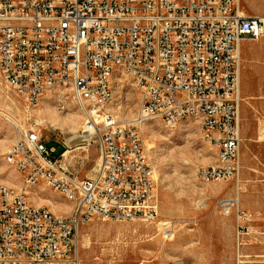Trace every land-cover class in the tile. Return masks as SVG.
Listing matches in <instances>:
<instances>
[{"label": "built area", "instance_id": "built-area-1", "mask_svg": "<svg viewBox=\"0 0 264 264\" xmlns=\"http://www.w3.org/2000/svg\"><path fill=\"white\" fill-rule=\"evenodd\" d=\"M262 37L264 17L244 14L239 0H0V78L28 107L56 91L73 93L99 149L92 174L80 178L67 157L75 136L53 140L63 149L55 155L38 132L14 123L4 157L24 186L0 185V264H80L81 223L157 218L156 168L141 135L145 114H156L168 129L193 117L217 149V164L196 174L204 182L234 179L235 62L242 41ZM122 76L143 88L141 117L125 123L107 99L108 83L117 86ZM41 183L63 198L74 195L68 207L75 215L32 204L30 192ZM220 206L229 212V203Z\"/></svg>", "mask_w": 264, "mask_h": 264}, {"label": "rangeland", "instance_id": "rangeland-1", "mask_svg": "<svg viewBox=\"0 0 264 264\" xmlns=\"http://www.w3.org/2000/svg\"><path fill=\"white\" fill-rule=\"evenodd\" d=\"M239 4L244 14L264 17V0ZM240 48L238 175L222 181L199 178L197 168L217 164V149L202 136L195 119L171 129L160 120L144 122L143 143L156 168L157 218L144 222L93 217L81 223L80 264H264V37L244 40ZM116 82L111 111L125 123L136 116L139 92L124 76ZM85 119L68 90L28 107L0 78V185L13 190L22 185L13 161L4 157L14 140V123L38 132L48 146L56 147L55 155L63 149L53 140L75 136L68 160L80 178L90 176L99 149L95 138L80 137L86 134ZM29 198L55 213L69 212L70 202L45 184L35 185ZM224 202L229 203L228 213L220 206Z\"/></svg>", "mask_w": 264, "mask_h": 264}, {"label": "bare ground", "instance_id": "bare-ground-1", "mask_svg": "<svg viewBox=\"0 0 264 264\" xmlns=\"http://www.w3.org/2000/svg\"><path fill=\"white\" fill-rule=\"evenodd\" d=\"M239 64H240V61H236L235 62V70H238V67H239ZM114 86L115 84L114 83H108V86H107V99L108 101H111L112 103V100H113V96H114ZM134 86L136 88V90H138L139 92V98H138V104H140V98H142L143 96V88L141 87H136V84L134 83ZM44 97V96H43ZM65 97V96H64ZM69 97V96H68ZM72 99H73V93H72ZM68 100V99H66ZM61 101H63L61 99ZM78 108L81 110V112L83 111V106L82 104H77L75 103ZM117 105V104H115ZM135 117H141V110H139V107H138V111L136 113V116ZM188 118H193V117H190V116H183L181 118H179L178 122H177V125L185 120V119H188ZM153 120H160V119H157V115L156 114H145L144 115V122H147V121H153ZM161 121V120H160ZM197 121V120H196ZM71 122L73 123V119H71ZM162 122V121H161ZM198 122V121H197ZM163 124H165L167 126V122H162ZM175 125V126H177ZM199 125V124H198ZM174 126V127H175ZM84 128H88V129H83V132H85L86 134L85 135H82V137L84 136V138H87V140H89L90 136H92V128H89V126L85 125ZM210 142H213L212 139H209L207 138ZM85 148V147H83ZM67 154V153H66ZM13 161V160H12ZM22 180V185L21 186H24V179H21ZM35 186V185H34ZM64 197L70 202V203H74V195H64ZM232 205V204H231ZM3 207V199L1 200V206L0 208ZM55 209V208H54ZM69 209V212H68V215H75V207H68Z\"/></svg>", "mask_w": 264, "mask_h": 264}, {"label": "crops", "instance_id": "crops-1", "mask_svg": "<svg viewBox=\"0 0 264 264\" xmlns=\"http://www.w3.org/2000/svg\"><path fill=\"white\" fill-rule=\"evenodd\" d=\"M37 205H41V204H37Z\"/></svg>", "mask_w": 264, "mask_h": 264}, {"label": "trees", "instance_id": "trees-1", "mask_svg": "<svg viewBox=\"0 0 264 264\" xmlns=\"http://www.w3.org/2000/svg\"><path fill=\"white\" fill-rule=\"evenodd\" d=\"M62 152V151H61Z\"/></svg>", "mask_w": 264, "mask_h": 264}]
</instances>
